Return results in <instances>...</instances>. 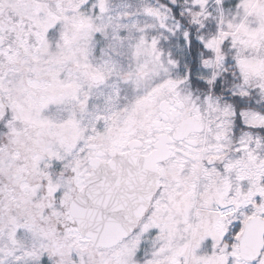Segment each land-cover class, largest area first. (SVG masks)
Listing matches in <instances>:
<instances>
[{"label": "snow or ice", "instance_id": "snow-or-ice-1", "mask_svg": "<svg viewBox=\"0 0 264 264\" xmlns=\"http://www.w3.org/2000/svg\"><path fill=\"white\" fill-rule=\"evenodd\" d=\"M0 264H264V0H0Z\"/></svg>", "mask_w": 264, "mask_h": 264}]
</instances>
